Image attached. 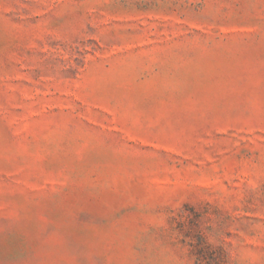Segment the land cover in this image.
Listing matches in <instances>:
<instances>
[{
	"label": "rangeland",
	"instance_id": "obj_1",
	"mask_svg": "<svg viewBox=\"0 0 264 264\" xmlns=\"http://www.w3.org/2000/svg\"><path fill=\"white\" fill-rule=\"evenodd\" d=\"M0 264H264V0H0Z\"/></svg>",
	"mask_w": 264,
	"mask_h": 264
}]
</instances>
